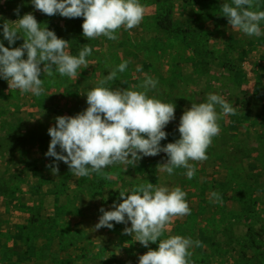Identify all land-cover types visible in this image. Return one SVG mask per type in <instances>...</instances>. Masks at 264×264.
I'll use <instances>...</instances> for the list:
<instances>
[{
  "label": "rangeland",
  "instance_id": "obj_1",
  "mask_svg": "<svg viewBox=\"0 0 264 264\" xmlns=\"http://www.w3.org/2000/svg\"><path fill=\"white\" fill-rule=\"evenodd\" d=\"M140 3L146 9L140 25L119 29L115 33L118 39L111 41L104 36L85 38L82 17L47 16L36 10L31 0H0V42L5 47H20L24 41L21 37L9 45L2 35L3 23L31 13L41 28L47 27L68 41L66 51L71 55L78 56L85 44L93 49L86 57L88 67L81 66L75 79L61 77L58 72L53 77L42 74L44 93L38 97L9 89L8 82L0 78V260L12 256L6 248L11 233L19 240L23 232L32 243L56 238L58 257L63 254L81 260V252L90 247L96 251L102 244L108 249L107 260L101 261L97 254L94 264H139V256L148 248L124 234L130 221L111 222L112 229L95 226L103 214L101 208L112 211L113 204L122 202L119 191L150 182L178 186L187 193L190 215L175 218L161 239L181 235L200 241V247L189 248V264H264L262 36L240 33L242 37L236 38L229 34L231 25L220 9L232 0ZM252 10L264 11V0H254ZM168 11V20L173 22L169 31L162 28L168 23ZM260 27L264 32V21ZM18 35L23 36L22 30ZM123 61L129 62L126 70L117 72L115 80L104 86L126 90L135 85L133 90L144 91L140 85L147 73L158 81L148 96L175 104V119L163 129L167 138L161 147L180 138L183 112L192 103L207 102L209 93L222 96L236 108L235 115L218 120L220 132L207 149L208 159L189 162L196 168L192 179L185 168L174 169L172 175L161 172L158 166L168 160L163 152L136 163L104 168L111 179L95 173L77 177L62 161L45 155L51 140L48 130L55 126V118L85 111L87 92ZM216 111L221 113L219 105ZM56 151L60 153L59 146ZM50 164H58V174H53ZM213 192L220 195L221 202L211 196ZM149 247L156 250L158 242Z\"/></svg>",
  "mask_w": 264,
  "mask_h": 264
},
{
  "label": "clouds",
  "instance_id": "obj_2",
  "mask_svg": "<svg viewBox=\"0 0 264 264\" xmlns=\"http://www.w3.org/2000/svg\"><path fill=\"white\" fill-rule=\"evenodd\" d=\"M31 3L47 16L82 17L83 36L89 40L100 36L117 40L115 33L121 28L127 31L139 26L146 11L140 0H31ZM253 7L254 0H232V4L223 3L220 10L232 29L248 37H259L264 11H254ZM2 29L9 45L21 37L24 41L22 46L15 48L5 47L0 42V78L8 82L9 89L31 92L38 97L44 93L42 74L53 77L54 72H58L61 77L75 79L81 66L88 67L86 57L93 51L90 45H83L78 56L71 55L66 51L68 41L58 38L47 27L41 28L31 13L16 21H5ZM21 30L23 36L18 35ZM128 63L121 62L99 81L98 86L87 92L85 111L55 118V126L48 130L51 140L45 155L62 161L77 177L95 173L111 179V173L104 172V168L118 163H136L142 157H154L163 152L168 160L158 166L161 172L172 175L174 169L185 168L187 177L192 179L196 168L189 162L208 159L207 149L220 132L218 120L221 116L235 115L236 108L222 96L209 93L207 102L192 103L191 108L183 112L178 127L180 138L161 147V141L167 138L163 129L175 119V104L148 96V90L155 88L158 81L144 73L145 79L140 85L144 91L133 90L135 85L126 90L104 86L115 80L117 72L123 73ZM137 71L141 69L138 67ZM217 105L221 109L219 114ZM57 146L60 153L56 151ZM48 167L53 174H58V164ZM119 195L122 202L113 204L115 210L100 209L103 214L96 229H112L111 222L127 224L130 221L131 227H125L124 234L134 236L148 248L139 256V264H189L192 256L189 248L200 247V241L181 235L161 239L175 218L190 215L185 191L178 186L169 188L145 182L119 191ZM211 196L221 202L218 193L213 192ZM157 242L156 250L149 247L150 243Z\"/></svg>",
  "mask_w": 264,
  "mask_h": 264
},
{
  "label": "crops",
  "instance_id": "obj_3",
  "mask_svg": "<svg viewBox=\"0 0 264 264\" xmlns=\"http://www.w3.org/2000/svg\"><path fill=\"white\" fill-rule=\"evenodd\" d=\"M228 32L229 34H231L232 32L234 35L233 34L231 35H233L236 38L242 37L240 35V33L242 32H240L239 30L232 29V27L228 29ZM261 36H262V41L264 42V32H262ZM263 48L264 46H262V50ZM13 236L14 233L12 232L10 238L11 241L8 242L6 245L7 250L12 251V256L10 259L9 258L2 259L1 257L2 260H0V264H83V263L94 264L93 262L97 257V254L100 256L101 261L104 260L105 262L107 260L106 256L108 253V249H103V247L105 246H103L102 244L100 245L101 249H98L96 251L93 249V247L87 248L86 250L83 251L84 253L81 252L82 256L80 258L83 259L77 260L76 258L67 259L69 256H65L63 254H61V257L55 256L56 252H58L56 246L57 243L56 238H52L51 241L45 240L42 243H40L39 241L32 243L28 238L24 237L23 232H21L19 240L15 239ZM17 242L20 244V246L16 248L14 244H16ZM103 251L105 253L104 258H103L104 256ZM116 256L118 258V254Z\"/></svg>",
  "mask_w": 264,
  "mask_h": 264
},
{
  "label": "trees",
  "instance_id": "obj_4",
  "mask_svg": "<svg viewBox=\"0 0 264 264\" xmlns=\"http://www.w3.org/2000/svg\"><path fill=\"white\" fill-rule=\"evenodd\" d=\"M168 15H170V11H168L167 20H168ZM172 26H173V22L169 19L167 24L162 25V28L169 31V30H171ZM246 107H248V105H246Z\"/></svg>",
  "mask_w": 264,
  "mask_h": 264
}]
</instances>
